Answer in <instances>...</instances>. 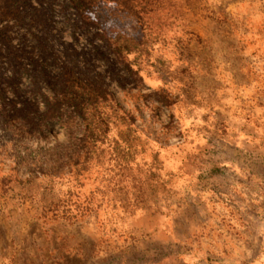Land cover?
<instances>
[{
	"label": "clouds",
	"instance_id": "1",
	"mask_svg": "<svg viewBox=\"0 0 264 264\" xmlns=\"http://www.w3.org/2000/svg\"><path fill=\"white\" fill-rule=\"evenodd\" d=\"M0 264H264V0H0Z\"/></svg>",
	"mask_w": 264,
	"mask_h": 264
}]
</instances>
